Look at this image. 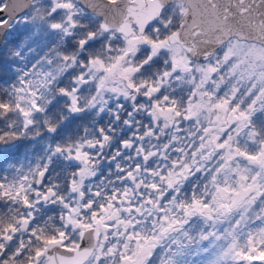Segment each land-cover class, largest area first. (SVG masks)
<instances>
[{
	"label": "snow or ice",
	"instance_id": "6c2138e0",
	"mask_svg": "<svg viewBox=\"0 0 264 264\" xmlns=\"http://www.w3.org/2000/svg\"><path fill=\"white\" fill-rule=\"evenodd\" d=\"M0 161V264H264V0H0Z\"/></svg>",
	"mask_w": 264,
	"mask_h": 264
},
{
	"label": "trees",
	"instance_id": "16d2710c",
	"mask_svg": "<svg viewBox=\"0 0 264 264\" xmlns=\"http://www.w3.org/2000/svg\"><path fill=\"white\" fill-rule=\"evenodd\" d=\"M73 128L75 127V125L72 126ZM71 130V128L69 129ZM37 151H39V148L37 147ZM31 152V146L28 145L27 143H25L18 151V153L16 154V156L12 159L11 162L15 163L17 160H19L20 162H24V155L26 153L30 154ZM0 166H3V162L0 161Z\"/></svg>",
	"mask_w": 264,
	"mask_h": 264
},
{
	"label": "water",
	"instance_id": "95a60500",
	"mask_svg": "<svg viewBox=\"0 0 264 264\" xmlns=\"http://www.w3.org/2000/svg\"><path fill=\"white\" fill-rule=\"evenodd\" d=\"M7 2L12 5V4H22L24 0H7Z\"/></svg>",
	"mask_w": 264,
	"mask_h": 264
}]
</instances>
